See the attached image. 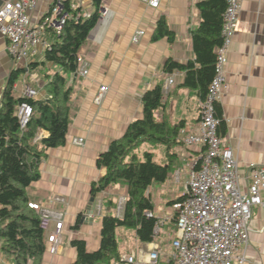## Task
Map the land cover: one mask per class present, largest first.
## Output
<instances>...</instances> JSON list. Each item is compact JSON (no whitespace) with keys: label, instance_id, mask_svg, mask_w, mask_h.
<instances>
[{"label":"crops","instance_id":"obj_1","mask_svg":"<svg viewBox=\"0 0 264 264\" xmlns=\"http://www.w3.org/2000/svg\"><path fill=\"white\" fill-rule=\"evenodd\" d=\"M202 1L163 0L159 9L136 0L103 1L102 9L107 13L101 14L102 19L100 17L79 52L89 73L86 77L79 72L67 75L72 95L66 144L48 151L41 166V179L27 189L30 203L63 214L61 251L54 256L47 245L43 264L74 263L78 254L72 242L78 239L87 242L88 250L97 251L101 244L103 217L108 214L122 217L126 188L111 186L92 195L93 184L107 174V169L99 168L97 161L113 141L124 136L133 122L143 118L144 94L162 81L166 106L157 113V118L168 121L172 127L181 126V129L177 138L179 144L171 150L152 145L153 149L146 151L154 153V160L158 156L155 161L159 164H166L168 151L175 155V169L168 180L154 185L148 192L152 197L153 191L161 196H172V200L165 202L169 206L164 212L165 218L160 215L162 218L158 219L167 220L163 228H168L175 236L174 216L179 205L171 203L185 196L190 172L202 153L200 147L187 148L183 144L188 135L198 133L201 98L198 91L184 87V72L166 75L164 66L170 58L180 64L195 60L192 33L201 22L198 4ZM53 3L54 0H38L35 10L29 13L34 28L39 27ZM70 6L80 9L83 16L96 11L93 0H72ZM162 17L176 36L174 42L168 38L153 40L156 24ZM138 31L145 34L134 43L133 37ZM56 41L52 31L45 32L36 53L22 63H15L8 53V41L0 31V101L11 72L19 68L25 69V73L15 85L14 96L24 97L26 88H31L38 92L39 98L45 97L46 74L56 70L52 65H43L45 51ZM227 57L226 86L221 102L227 126L223 138L238 158L240 173L247 176L250 165L264 167V0H242L239 25ZM170 77H174L172 86L168 84ZM102 86L108 90L98 100ZM48 136L46 131L39 134V138ZM80 139L83 143H79ZM159 148L163 149L159 151ZM177 172L180 173L179 181L175 178ZM243 185L246 187L247 183ZM178 189L182 195L176 198ZM58 197L66 202H58ZM93 197V212L88 215L86 211ZM51 228L54 229V225ZM133 234L134 231L128 233L133 247L127 255L135 254L139 264L145 263L153 243L134 242ZM244 253L246 264H264L262 208L254 211ZM0 264H16L13 257L3 252L1 238Z\"/></svg>","mask_w":264,"mask_h":264},{"label":"trees","instance_id":"obj_2","mask_svg":"<svg viewBox=\"0 0 264 264\" xmlns=\"http://www.w3.org/2000/svg\"><path fill=\"white\" fill-rule=\"evenodd\" d=\"M103 1L93 0L96 11L88 17H84L80 9L67 5L72 18L67 21L62 33L56 36L57 41L45 51L43 65H52L56 70L46 74L44 98L14 96L15 85L25 73V69L19 68L11 72L0 101V238L3 252L13 257L16 264H43L47 244L40 215L29 206L27 189L41 179V166L48 157V151L66 144L72 95L67 75L79 68L80 49L99 22ZM227 8L228 0L200 2L201 22L192 33L195 60L180 64L170 58L164 66L166 75L175 71L184 72V87L198 91L201 101L206 99L215 78L217 50L224 43L222 33ZM163 38H168L170 42L176 38L165 17L157 22L153 40ZM142 101L143 118L133 122L124 136L113 141L108 150L99 156L97 166L106 168L107 174L92 186L93 196L111 186L126 188L123 215L116 217L108 214L103 217L101 244L97 251L90 252L85 240L73 241L72 246L78 256L71 264L118 263L122 257L118 231L122 228L134 231V242H155L159 219L147 216L155 210L153 197L148 191L168 180L175 169V155L168 151L166 164H159L154 160V153L145 152L144 159H141L137 152L145 143L171 150L179 144L177 138L181 126L172 127L168 121L157 118V113L166 106L163 81L147 91ZM23 102L33 108V116L25 129L21 128L17 117L18 106ZM216 117L220 120L218 133L224 137L227 126L221 104L216 106ZM41 131L48 132L49 136L39 138ZM184 200L185 196L171 204L180 206ZM177 217L178 213L174 216L175 222Z\"/></svg>","mask_w":264,"mask_h":264},{"label":"built area","instance_id":"obj_3","mask_svg":"<svg viewBox=\"0 0 264 264\" xmlns=\"http://www.w3.org/2000/svg\"><path fill=\"white\" fill-rule=\"evenodd\" d=\"M71 1L54 0L50 12L38 28L31 25L29 16L35 10L38 0H5L2 3L0 31L8 41V53L15 63H22L36 53L45 32L52 31L55 36L62 33L65 24L72 18L67 9ZM136 1L152 9H159L163 0ZM241 11L242 0H228L222 33L224 43L217 50L215 78L206 99L200 103L198 133L188 135L183 141L187 148H202V153L190 172L185 200L178 209L175 238L167 248L158 244L162 228L167 224V220H158L155 242L147 254V262L142 264L247 263L244 248L248 244L249 225L255 209H264V167L252 164L247 176L240 173L234 150L226 145L218 133L220 120L216 117V106L221 104L226 86L227 53L238 28ZM106 13L105 9L101 10L102 16ZM144 34V31H138L133 37L134 43ZM76 72L85 77L89 73L81 57ZM174 83V77H170L168 84L172 86ZM107 90V87H101L98 100L103 98ZM24 97H38V92L26 88ZM32 116L33 108L30 104L23 102L18 106L17 117L22 129L28 126ZM79 143H83V139ZM179 175L177 172L176 181H179ZM244 183H247L246 187ZM56 200L66 202L62 197ZM29 206L40 215L41 229L49 245V252L54 256L59 255L64 230L63 214L35 203ZM147 216L155 215L147 213ZM116 264L139 263L133 254L122 256Z\"/></svg>","mask_w":264,"mask_h":264},{"label":"rangeland","instance_id":"obj_4","mask_svg":"<svg viewBox=\"0 0 264 264\" xmlns=\"http://www.w3.org/2000/svg\"><path fill=\"white\" fill-rule=\"evenodd\" d=\"M153 149L152 144L149 143H145L142 145V147L138 150L137 154L141 159L143 158V154L146 151H150ZM163 148H159L158 150H162ZM156 161H158V156L155 158ZM182 191H180V189H178L177 193L178 195H176V198L180 197L182 195L181 193ZM153 198H154V202H155V210H154V215L156 218L161 219L162 217H160V215L164 217V212L165 210L168 211L169 206L165 205V202L168 200H172V196H161L158 195L157 193H155L153 191ZM176 227V226H175ZM174 227V228H175ZM133 230H127V229H120L119 233H118V240L120 242V249L122 251L123 254L127 255L128 251L131 250V248L133 247V243L131 241V238L128 236V233H132ZM174 234L171 233V231L168 228H162V232H161V236L158 238V243L162 246V248H167V246L169 245V242L175 238V236H173ZM90 252H95V250H91L89 249ZM97 250V249H96Z\"/></svg>","mask_w":264,"mask_h":264},{"label":"water","instance_id":"obj_5","mask_svg":"<svg viewBox=\"0 0 264 264\" xmlns=\"http://www.w3.org/2000/svg\"><path fill=\"white\" fill-rule=\"evenodd\" d=\"M4 1H5V0H0V7H1V5H2V3H3ZM101 19H102V17H101ZM101 19H100V20H101ZM94 202H95V198L93 197V198L91 199L90 203H89L88 210L86 211V213H87L88 215H90V214L93 212Z\"/></svg>","mask_w":264,"mask_h":264}]
</instances>
